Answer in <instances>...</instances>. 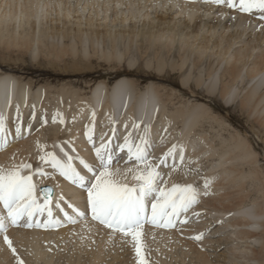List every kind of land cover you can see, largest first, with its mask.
Returning a JSON list of instances; mask_svg holds the SVG:
<instances>
[{"label":"bare ground","instance_id":"6f19581e","mask_svg":"<svg viewBox=\"0 0 264 264\" xmlns=\"http://www.w3.org/2000/svg\"><path fill=\"white\" fill-rule=\"evenodd\" d=\"M212 9H218L217 13L212 14ZM257 13L254 11L235 16L241 14L238 8H229L227 4L217 5L211 0H0V55H3L2 58L0 56V63L7 62L5 58H11L13 53L23 58L32 51L36 60L40 55V58L50 59L70 72L81 67L95 72L99 63H93L102 60L117 74L114 80L111 77V80H103V76H99L102 80L93 81L88 95L83 96V91L66 83L51 88L40 85L32 89L35 85L32 81H21L11 72L1 70L0 113L6 116V126L9 122L12 125L17 106L18 110L22 106L25 111L29 109V104L25 106L28 99L40 105L35 113H38L37 117H50L54 125L49 130L52 137L48 139L46 132L38 130L39 125L30 126L33 133L24 141L17 140L16 133L11 132L13 128L9 130L6 127V142L0 144V170L7 172L18 169L21 175L27 176L30 170L40 168V157L48 153L61 162H67L68 156H78L93 167L99 166L93 144L86 135L89 131L94 136L95 147L108 143L114 156L121 151L118 145H124L125 137H129L133 151L144 137L148 140V159L152 152L150 145L159 142L166 133L164 138L167 144L163 154L176 145L175 166L173 158L169 157L167 164L171 162L174 170L159 172L163 188L157 177L158 190L168 191L173 185H193V177L186 175L184 165L198 153L206 151L204 166L209 168L215 163L216 168H221L225 163L229 165L220 171L224 181L217 182L213 188L209 187L212 194L200 198L201 203L182 213L178 221L180 224H177L180 227V221H185L184 216L189 214L191 217L192 212L203 222H194L197 219L193 217L190 220L192 224L178 231L172 227L163 229L152 226V229L142 230L147 264H219V260L210 257L202 247L209 244L214 248V254V251L220 250L222 243L217 239L214 242L217 245H214L209 238L220 231L227 235L226 240L232 241L229 253L237 250L235 257H242L241 253L244 252L251 254V257L264 256V181L260 180L262 171L254 167L259 158L246 133L239 126L236 130L230 116L226 119L227 116L215 115L213 106L208 101L202 102L203 95L214 100L220 98L225 106L237 108L239 115L251 114L253 117L246 120L247 125L253 129L264 148V91H259L256 83L233 105L238 96L234 88L242 85V67L255 47L261 48L260 54L253 60L245 76L253 79V76L263 74L264 29L261 28L264 27V20L260 18L261 13ZM256 23L260 24V34L247 35L251 30H247V27ZM109 25L115 29L112 31ZM235 39L243 42L244 46H235ZM230 49V56L226 55ZM188 61L191 67L186 73ZM203 61L205 67L202 73L200 66ZM67 63L72 65L69 69H66ZM217 65H222L220 71L216 69ZM142 74L148 79L166 81L171 86L166 88L156 82L142 86ZM164 74L167 76L163 77ZM176 78H180L179 83ZM175 87H179L177 92ZM202 87L203 93L200 92ZM184 95H188L187 100H193L187 102ZM37 108H30L31 113L25 116L21 134L29 126L30 119L35 115L33 111ZM53 114L59 117H53ZM79 118L82 123L77 121ZM226 120L234 131L225 125ZM61 131L65 133L62 137L57 135ZM181 146L183 163L180 161ZM161 156L156 155L154 162H160ZM122 158L132 160L129 159L128 149L123 151ZM42 163L48 171L61 175L47 159ZM72 164L81 175L93 178L83 169L79 159H73ZM245 164L250 166L246 169ZM212 170L214 167L209 172ZM114 173L116 176L120 174ZM124 174L127 175L126 184L131 187L137 183L134 176L142 173L128 169ZM38 175L47 177L45 174ZM39 179L36 180L38 184L34 183L33 178L32 182L35 197L43 205L45 197L40 194L39 186L50 185L53 180ZM61 179L55 180L58 188L53 187L49 207L53 218L62 221L63 212H66L62 207L64 200L69 199L72 206L79 210H87V204L81 201L86 196L84 190L75 191L79 188L77 185L63 175ZM247 183L252 188L250 192L245 190ZM204 189L205 186L197 190L200 192ZM250 193L256 196L251 199L254 205L247 203ZM148 206L150 214L151 199ZM0 213L6 215L2 203ZM41 217V222L48 219L46 210L33 219L35 221ZM90 217L91 212L88 217L91 221L59 230L52 229L54 227L42 228V231L36 227L24 229L26 227L21 221L25 220L22 219L19 225L21 229H10L9 226L6 233L16 248V255L4 243L3 234L0 235V264H17V255L24 264H137L130 237L105 230ZM218 223L220 226L214 228ZM257 227L262 228L259 231ZM206 232L210 233L209 239H195ZM187 235L190 238H185ZM247 247L251 248L250 252L245 251ZM251 257H247V260H257Z\"/></svg>","mask_w":264,"mask_h":264},{"label":"snow or ice","instance_id":"6c2138e0","mask_svg":"<svg viewBox=\"0 0 264 264\" xmlns=\"http://www.w3.org/2000/svg\"><path fill=\"white\" fill-rule=\"evenodd\" d=\"M212 3L220 5L227 4L229 8H238L241 13L250 14L253 11L261 13L260 18L264 20V0H211ZM18 110V106H17ZM93 117L95 112L92 113ZM6 116L0 113V144L6 142ZM135 126V125H134ZM21 134L19 125L16 127V136ZM114 134V130H113ZM88 140L93 144L95 155L99 160L102 169L99 175L96 174L92 164L82 157H67V162H61L52 153L41 156V160L47 159L60 174L69 179L74 185L85 189L88 193V207L94 221L105 225L113 233H120L122 237H130L137 264H147L142 243V230L145 223H150L157 227H175L182 213H186L193 205L199 202V191L192 184L173 185L168 191L159 189L156 186L157 177L160 173L152 167L146 165L142 174L134 176L137 181L129 187L126 183H121L116 179V173L110 171L111 164L116 159L108 143H101L100 147H95L94 136L91 131L86 133ZM148 140L141 137V144L137 145L135 151L130 143L129 137H125V144L118 145L121 150L127 147L129 159L135 158L138 162L147 160ZM176 145L164 154L160 163L166 166L167 158H173L175 166ZM67 155V153L65 154ZM73 159H79L80 164L88 173L95 177V181H90L85 175H81L72 164ZM183 148L181 146L180 161L183 163ZM21 167H31L22 165ZM129 171H135L129 169ZM37 174L44 175L41 169L36 170ZM210 181L205 180V189ZM51 189L45 188L44 204L40 205L35 197V185L32 182V175H21L18 169L10 171L0 170V203L6 210V215L0 213V234H3L4 243L16 255V248L8 237L7 229L9 225L19 226L22 219L26 228H50L59 227L62 221L53 218V212L49 207ZM204 195H208L205 191ZM154 197V199H152ZM151 199V212L149 214V200ZM58 206V205H57ZM72 207L75 215L63 212L65 219L70 223H76L77 218L85 217L86 213L78 208ZM47 211L48 219L41 222L33 219L37 214ZM61 211H63L61 209ZM181 223L185 221H180ZM203 234L197 235L195 239H202ZM17 264H24V261L17 255Z\"/></svg>","mask_w":264,"mask_h":264},{"label":"rangeland","instance_id":"374dc122","mask_svg":"<svg viewBox=\"0 0 264 264\" xmlns=\"http://www.w3.org/2000/svg\"><path fill=\"white\" fill-rule=\"evenodd\" d=\"M204 5H206V3ZM212 10H211V13L212 14H215V11L217 13V10L218 9L217 10L212 9ZM221 12H223V11H221ZM259 14L260 13H257V15H259ZM238 15H242V13L241 14H236L235 16H238ZM245 15H247V14H245ZM52 16H54V13H52ZM248 16H244V17H247V18L251 19ZM254 19L256 20V22H258V19L257 18H254ZM126 25H128V22L126 23ZM259 25H258V23H256V24L252 25V27L251 26L249 28L247 27V30L251 29V30H249L250 32L247 33V35L248 34H251L252 36H255V35H257L258 32L260 34V26ZM109 28L112 31L115 29L111 25H109ZM237 29H240V28H237ZM261 29H264V27L261 28ZM217 32H218V30L216 31V33ZM245 38H246V36H245ZM239 44L240 45H243V42H241V41L238 42L235 39L234 45L235 46H239ZM133 46H134V44H133ZM176 46H177V44H176ZM260 49L261 48L258 49V47H255L251 51L250 56L246 59V62L247 63H245V65H243V67H242L241 76H243L242 77L243 78L242 79L243 82H242V85L240 84L237 87L235 86V88H234L237 91L236 93L238 94V96L236 97L233 105H235L236 103H238V99L240 98V96L248 88L252 87L256 83L260 87L259 88V91H264V66L262 68V70H263L262 73L263 74H260V75H257V76L255 75V76H253L254 77L253 79L252 78H248L247 76H245V74L248 73L249 69L251 68V65H252L253 60H255L256 58H258V56L260 54ZM230 51H231V49L228 51V53L226 55L231 54ZM226 55H225V58H226ZM0 56L2 58L3 55H0ZM6 56H7V54H6ZM229 56H228V58H229ZM9 58L8 57L5 58V60L7 59L6 60L7 62H5L4 64H3L4 61H1V63H0V71L1 70H4V71L11 72L12 74H14V76H16L17 79H20L21 78V81L22 80H24V81H26V80L32 81L35 84L32 89H36L40 85H43V86L45 85V87L48 86L49 88H51L50 86H53L54 85L56 87V86H59L60 84L66 83V84L73 85V87L75 89L77 88V89L83 91V96H86V95H88L87 92H89L90 85L93 84L94 82H96L97 80L98 81L99 80H102V79L103 80H111L110 77L114 80L117 77V74H115L113 72V70H111V68H109L108 66L104 65L103 62H102V60L97 61L96 63H93V64H97V65L99 63V65L96 66V71L95 72H92V71H89V70L87 71V69L86 68H83V67L75 70L74 72H70V71H67L64 68H62L63 67L62 65L56 64L54 61H50V59H46V58H42V57L40 58V55L38 56V58L36 60L35 52H32V51L30 52V54H26L23 58L18 57L17 53L16 54L15 53L11 54L10 60H9ZM70 64L71 63H67L66 69H69L70 66H72ZM188 64L189 65H188V67L186 69V73L189 72V68L191 67L190 66V61H188ZM204 64H205V61H203V64L200 66V69L202 70V73H203L204 67H205ZM222 65H217L216 69H218V71H220ZM56 66H58L59 68L56 67ZM115 69L116 68H114V70ZM109 71L111 72L110 74H109ZM101 75L103 76V78L102 79H99L98 77L101 76ZM166 76H167L166 74L163 75V77H166ZM140 79L142 80V82H141V85L142 86H146V85H148L150 83H154V82H156L159 85H164V86H166V88H169V86H171V85H168V83L166 81H162V80L159 81V80H155V79H153V80L152 79H148V77L146 75H144V74L141 75V78ZM176 79H177V81L179 83L180 78H176ZM138 87H141V86H138ZM178 88L179 87H175V91L176 92H177ZM203 89L204 88L202 87L201 88V91H200L201 93H203ZM30 96H31V94L29 95V97ZM184 96H185L184 97L185 100H187L188 99L187 98L188 95H184ZM207 98H206L205 95H203L202 102L206 103V101H208L207 103H209V104H211V106H213V109H214L213 110V112H214L213 114H215V115H218L219 114L220 116H224V117L227 116L226 119L228 118V116H230L231 119H232V121L234 122V124L236 126L235 127L236 130H238L239 128H242L243 133H246V135L248 136V138H249L252 146L255 149V153H256L257 157L259 158L256 161V163L254 164V167H256L257 169L259 168V170L262 171V174L261 175H263V177H264V148L261 145L260 140L254 134L253 129H251L250 126L247 125V122H246V120L248 118H252L253 116L251 114L247 115L246 113L243 114V115H239V112L236 111L237 108H232V107H230L231 105L230 106H225L224 105V102L221 101L220 98H218V99L216 98L215 100L214 99H210V98L207 99ZM189 100L192 101L193 99H189ZM189 100H187V102ZM27 101H29V102H26L25 103V106L27 104H29V106H30L29 109H26L27 111H25L24 106H22L21 109L17 110V112H14L15 113L14 118H12V120H11V124L12 125H9L10 124V122H9V124L6 126L7 129L9 128V130L13 128V131H11V132H13V134L16 133L15 131H16V126L17 125H19L20 128H22V126H24V122H25V119L24 118H25V116H27V115H29L31 113L30 108L32 109L35 106V109H36L37 107L39 108V106H40L39 104L36 105V102H32L33 101L32 99H30V100L28 99ZM38 108H37V110L34 109V111H33L34 114L38 111ZM23 109H24V111H23ZM166 109H167V111H170L168 107H166ZM22 111H23L24 114L22 113ZM232 112H234V113H232ZM18 114H19V116H18ZM35 115H34L33 118H31L32 120L30 119L29 126L24 129V131H23L22 134H20V136H19L20 138L17 137V140H19V141L27 140L28 137L33 133V129L30 126H35V125L36 126L39 125L37 128H38V130L41 129V130H39L40 132H42V133L43 132H46V138L47 139L52 137L51 134H50V132H49V130L54 125L53 119L50 118V117H47V116H43V117L39 118V117H37L38 113L35 114ZM54 116L59 117L56 114H53V117ZM80 120L81 119L79 118V120H77V121H80ZM227 122L228 121L226 120L225 125L229 128L230 131H234V128L230 125V122H229V124ZM208 123L209 122H207L206 127L208 128V131H209ZM240 124H243L242 127H240ZM238 126H239V128H238ZM216 128L217 127H215V129ZM21 130H23V129H21ZM242 131H240L241 134H242ZM64 134L65 133L63 131L57 133V135H60L61 137L64 136ZM225 134H227V132H225ZM165 136H166V133H163V138ZM163 138L160 139L161 142L160 141L159 142H156V143L154 142V143H152L150 145V147H151L150 149L152 150L151 156L145 162H139L138 163L136 161H134V162L131 161V163H128L127 165L126 164L122 165V163L119 164L118 162H115L114 164L111 165L110 171H112V172H119L120 174L116 176V179L120 180L121 183H126L128 180H126L127 175L124 174V172L126 170H128V169H134V170L139 171L141 173L144 172V169L146 168V165H152V167L155 168V170L158 171V172H162V171H164L166 169H172L173 168L172 167V163L171 162L169 163V164H171L170 167L167 164V162L169 161V157L167 158L166 166L164 164H161L160 162H157V163L154 162V161H156V159H155V156L156 155H163L164 156L163 153L165 151V147H166L167 141L165 140V138L164 139ZM16 143L17 142H14V144H16ZM12 144L13 143L9 144V146H11ZM84 146L85 145H83V147ZM88 147H90V145H88ZM6 148H8V146ZM73 149L74 148H72V150ZM74 150H73V152H74ZM205 152L206 151H204L202 154L198 153V156L197 155L194 156V159H191L190 158V160H188L186 162V164L184 165V168L186 169V175H192L193 180H194L193 186L196 187L197 189H199L201 187V190H202V187L205 185V180L206 179L210 181V183L208 185V188L207 189H204V191H200L199 192L200 195H199V198L198 199H200V198H202L204 196L205 197H209L210 194H212V192L209 191V187L213 188L214 187V184H216L217 182L224 181L221 178L222 176H220V171L222 170V167H226L227 165H229V163H225L223 166H221V168L220 167L216 168L217 167V164L216 163L215 164H212L211 167H214V170L215 171L212 170L211 172H209V169L211 167L209 168V166H204L205 158L207 157ZM117 153H119L121 155V157H122L123 151H118ZM117 153L115 154L116 156H117ZM75 154L78 155L77 152H75ZM163 156L160 157V160H161V158ZM76 157H78V156H76ZM198 157H200V158L198 159ZM119 159L120 158L118 157L117 160L119 161ZM42 162H43V160L39 159V161H38L39 167H40L39 169H41L42 172H44L43 171V169H44L45 172H46L45 173V176H47V177L51 176V178H47V177H44V176H39L36 173V170L37 169L30 170L28 172V175H32V178L34 179L33 181H34L35 184H38V182L36 183V180L40 181V179H39L40 177L41 178H45L47 180H53L52 184H50L49 186L54 187L55 189H57L58 186H57V183L55 182V180H60L61 181L62 180L61 179L62 178V175L55 174L51 170L48 171L49 169L47 167H45V165H43ZM127 162H130V161H127ZM245 166H246V169H247L250 165L245 164ZM173 170H174V168H173ZM100 171H98V172L96 171V174L99 175V172ZM263 177H261L263 179V180L260 179L261 181H264V178ZM89 180L92 181V182H94L95 181V177L94 176H93V178L92 177H89ZM158 180L161 183V188H163V186H162L163 185V180L160 177H159ZM201 185H203V186H201ZM218 187H219V189H222V187H220V186H218ZM251 189L252 188L250 186V183H247L245 190L248 191V192H250ZM83 190L85 191V195L86 196H84V197H86V198L83 197L81 199V201H84L85 202V200L88 198V194L86 193L87 191L85 189H81V188L75 189V191H79V192H84ZM205 191L208 192V195H204ZM255 197L256 196L254 194H251L250 193V199L248 200L247 203L250 204V205L251 204L254 205L255 202H252L251 199L252 198H255ZM257 200L260 201V199H257ZM66 201H68V202H66ZM81 201L79 203H82ZM84 202H83V204H84ZM63 203H64V205L62 207H64V211H66L68 213H69V211H71L69 214L70 215H75V213L73 212L72 208L70 209V206H72V204L69 202V199L64 200ZM68 203H70L71 205L68 204ZM198 203H201L200 200H199ZM198 205H200V204H198ZM80 211H84L85 213L86 212L87 213H86L85 217H83V218H77V222L76 223H70V222H68L65 219V217H63V220H65V222L62 223L59 227H54L52 229L58 228L57 230H59V229L64 228L66 226L73 227V226H75L77 224L91 221L88 218L89 215H90V212H91L90 211V208L88 207V205H87V210L81 208ZM192 213H191V217H190V214L188 216H186V217L184 216L185 222L181 223L180 227L176 223L175 227H172V228H174V231H178L179 229L185 227L186 225L192 224L193 222H191L190 220H191V218L194 217V212H192ZM204 216H208V215H204ZM90 218L92 219V216ZM41 219L43 220V217L39 218V221H42ZM194 219H197V218L194 217ZM197 221L198 222H203L204 220H202V219L200 220V218H198L197 220H194V222H197ZM21 222H23V224L25 223V221H21ZM94 223L95 224H98L96 222H94ZM220 223H218L217 225H215L214 228H218L220 226ZM98 225L99 226H102L105 230H108V231L112 232V230H110L108 228H105L104 225H101V224H98ZM9 226L11 227L10 229H16V230L21 229L20 226H14V225H9ZM261 228L262 227H257V229L259 231L261 230ZM24 229L30 230L28 228H24ZM144 229H152V228H150V226L149 227L143 226V230ZM228 229H226V230L227 231H230ZM39 230L42 231V228H39ZM226 230H224V231L226 232ZM114 234H116L118 236H122L120 233H114ZM209 234H210L209 232L203 233V236L202 237L208 238L209 237ZM0 235H2V234H0ZM225 237H227V235L226 234L223 235V231L218 232L217 234H215V236L214 235L213 236L211 235L209 237L210 240H213V244L214 245L216 244L214 242H216L217 239L219 240L218 242H221L222 243V244L220 243L221 246H222V248L220 250H218V251H214L215 254L213 253L214 248L209 247V244L208 245H204L202 247V249H204L205 251H207V254L210 255V257H212L213 259H218L219 260V264L220 263L221 264H233L234 262H235L234 264H264V256L263 255H261V256H255V255H253L255 257H253V256L251 257V254H247V253L244 252V253H241L242 257H235L234 255H236V254L238 255V253L236 252L237 250H232L231 251L232 254L229 253L230 252L229 249L233 245H232V241L226 240ZM185 238H190V236L187 235V236H185ZM200 240H198V241H200ZM213 244H211V246ZM240 245H244V244H240ZM210 248H212V249L210 250ZM246 250L250 252L251 248H248L247 247V249H245V251ZM249 256L251 258H256L257 260H255V261H253L252 259L247 260V257H249ZM231 261H234V262L232 263ZM56 263L57 262H55L54 264H56ZM41 264H43V263H41ZM61 264H63V263H61Z\"/></svg>","mask_w":264,"mask_h":264},{"label":"water","instance_id":"95a60500","mask_svg":"<svg viewBox=\"0 0 264 264\" xmlns=\"http://www.w3.org/2000/svg\"><path fill=\"white\" fill-rule=\"evenodd\" d=\"M45 188L51 189V187H50L49 185H47V184H42V185L39 186L40 192H41L42 194H43V190H44ZM43 195H44V194H43ZM51 195H52V189H51L50 196H51Z\"/></svg>","mask_w":264,"mask_h":264}]
</instances>
